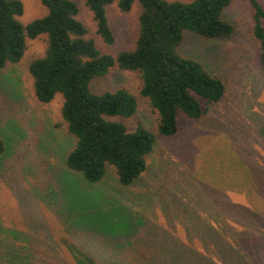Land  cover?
<instances>
[{
  "label": "rangeland",
  "instance_id": "obj_1",
  "mask_svg": "<svg viewBox=\"0 0 264 264\" xmlns=\"http://www.w3.org/2000/svg\"><path fill=\"white\" fill-rule=\"evenodd\" d=\"M21 1L23 24L46 13L39 0ZM74 1L87 36L102 52L116 56L132 47L138 4L127 13L120 12L115 2L108 6L114 41L106 44L84 0ZM260 2L264 8V0ZM225 16L235 24L231 37L205 40L187 33L179 48L223 77L227 87L223 100L209 106L201 121L180 114L177 134L156 140L149 169L131 190L117 188L111 169L102 184L85 186L86 195L93 193V203L75 209L67 207L64 194L75 179L65 165L75 139L61 117V95L48 103L34 96L28 64L44 54L46 37L27 39L20 61L0 69V135L6 141L0 158V264H81L79 258L95 264H188L193 242L201 253L200 237L214 241L201 227L209 219L212 225L219 220L212 205L216 202L209 198L215 195L227 207L239 203L264 213L260 178L264 136L256 130L262 113L264 118V45L253 36L254 13L248 0H231ZM140 87L138 72L116 65L94 84L100 91H130L137 99L136 113L115 119L129 130L141 122L156 131L157 115L140 95ZM252 129L257 133L247 131ZM218 190L226 198L217 196ZM94 194L101 198L99 209L93 208ZM182 209L192 216L180 214ZM85 212L91 216L83 219ZM229 225L238 231L243 228ZM261 230L256 234L264 264ZM212 246L209 243L207 250Z\"/></svg>",
  "mask_w": 264,
  "mask_h": 264
},
{
  "label": "trees",
  "instance_id": "obj_2",
  "mask_svg": "<svg viewBox=\"0 0 264 264\" xmlns=\"http://www.w3.org/2000/svg\"><path fill=\"white\" fill-rule=\"evenodd\" d=\"M248 1L254 13L253 36L264 45V8L260 0ZM39 2L46 13L23 24L22 1L0 0V69L20 61L27 39L46 37L44 54L29 62L28 72L39 102L48 103L57 94L62 97L61 117L68 133L75 139L65 156L66 169L75 179L73 188L66 189L64 194L69 202L67 207L82 208L92 204L94 199L93 193L86 195L85 186L102 184L111 169L118 189L129 191L135 187L149 169L148 159L155 151L156 140L177 134L179 115L201 121L207 108L226 96L223 77L181 54L179 48L187 33L205 40L231 37L235 24L225 16L231 0H84L96 22L97 33L106 44L114 41L108 6L115 2L120 12L127 13L138 4L133 45L116 56L102 52L87 36V28L78 19L79 8L74 0ZM115 65L140 74L139 93L157 115L156 131L141 122L129 130L123 121L115 119L129 118L136 113L137 99L130 91L125 88L94 89V84ZM256 116L254 119L258 120ZM260 120L261 125L258 124L256 130L264 134L263 113ZM256 130L247 131L257 133ZM262 134L259 135L264 136ZM5 149L6 141L0 135V158ZM260 178L264 179V172L260 173ZM94 195L93 208L99 209L101 198ZM216 195L226 198L221 190ZM261 195L264 196V187ZM209 201L216 202L212 205L217 209L219 220L216 221L221 225L216 221L212 225L210 219L201 224L205 227L204 234L214 241L200 237L204 242L201 253H197L193 242L188 264H263L256 232L262 229L261 235L264 234V213L239 203L227 207L226 202L219 203L215 195ZM182 212L192 216L186 210L182 209L180 214ZM81 215H84L83 219L91 216L86 212ZM227 223L243 228L238 231ZM194 241L200 242L196 237ZM209 243L213 245L211 251L207 250ZM192 254H196L195 259ZM79 260L81 264H95L90 259Z\"/></svg>",
  "mask_w": 264,
  "mask_h": 264
}]
</instances>
